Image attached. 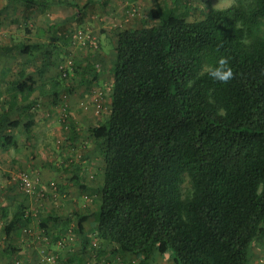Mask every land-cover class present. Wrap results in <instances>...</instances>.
I'll return each mask as SVG.
<instances>
[{
  "label": "trees",
  "instance_id": "trees-1",
  "mask_svg": "<svg viewBox=\"0 0 264 264\" xmlns=\"http://www.w3.org/2000/svg\"><path fill=\"white\" fill-rule=\"evenodd\" d=\"M17 2L28 14L52 4L77 6L73 0ZM187 15L155 0L154 24L117 31L110 113L89 129L103 161L101 198L89 215L50 216L41 228L48 231L50 220L76 221L85 236L92 217L104 247L142 257L140 264L153 256L172 264H255L253 247L264 235V0H235L194 21ZM74 31L60 42L50 32L53 45L64 48L50 47L45 67L54 54L57 69L63 57H75ZM83 66L77 72L73 63L64 78H52L55 103L72 91L66 80L74 71L80 85L97 81L99 65ZM13 90L16 100L36 89L25 81ZM34 123L28 117L11 126L30 132ZM17 207L12 220L9 208L1 210L3 238L27 225L23 204Z\"/></svg>",
  "mask_w": 264,
  "mask_h": 264
},
{
  "label": "rangeland",
  "instance_id": "rangeland-1",
  "mask_svg": "<svg viewBox=\"0 0 264 264\" xmlns=\"http://www.w3.org/2000/svg\"><path fill=\"white\" fill-rule=\"evenodd\" d=\"M73 1L82 2V0ZM164 1L168 8H176L179 14L187 12L188 20L194 21L204 17L210 8H226L233 4L235 0ZM109 4L113 11L107 13V21L110 19L116 29L155 23L149 19V13L155 7V0H132L129 2L111 0ZM133 9L136 11L132 15ZM15 11L14 14L11 12V16L14 19L16 16L22 18L17 23H13L15 27L22 28L21 30L24 33L26 30L31 31V25L37 27L38 15L29 19L26 17L24 10L15 8ZM72 11L75 14L80 10L73 8ZM98 12L97 10L86 13L84 18L87 16L88 23L74 26L71 31L76 28L91 29L97 37L99 46L101 47L102 43L108 54L110 51L113 53L116 40H112V38L109 40L100 39L99 31L102 26L99 25L101 21L98 19ZM7 13L6 11H0V16L4 17ZM23 32L21 33L23 34ZM17 39L16 43L25 42L21 39V36ZM48 41L47 46L40 47L35 51V59L33 58L35 68L42 61L43 56L41 54L46 53L53 46V41L51 39H48ZM98 51H100V48H98ZM74 52L75 57L73 59L76 71L77 67L78 71H82L83 63L86 60L84 57H89L88 63L91 64L93 55L97 53L87 48L74 49ZM58 55L51 56L52 69L49 70L48 75H43V80L51 79L50 77L57 78L58 76L64 78L57 69ZM63 59L66 58L63 57ZM100 71V84L97 80L92 84L79 85L80 79L77 77V72L74 71L73 75L66 80L67 83L71 82L72 86L74 85L72 91L70 93L63 91L57 103L48 97L29 104V109L38 110L37 114L39 113L36 117L38 123L35 126L36 130L31 129L36 133H25L23 126L13 129L10 127L4 128L5 124L8 126L7 123L10 124L13 121L6 117V107L8 106L3 102L4 98L1 96L0 248L8 250L9 242H11L12 248L17 249V251L13 253V259H10V261L0 257V264H43V257L46 254L53 256L55 259L53 264H140L143 261L142 257L132 254H114L112 250L104 247L94 231L91 216L85 224V236H80L77 233L76 221H72L65 226L62 223L57 224L54 223V220H50L48 221V231L41 228L42 222L50 216L66 219L75 211L81 215H89L95 211L101 198L100 186L103 177V161L100 147L91 137L89 129L109 116L113 76L112 73ZM91 76L89 71L85 74V77ZM65 113L67 117L64 118ZM14 118L18 120L16 116ZM67 121L69 122L68 126ZM72 122L79 133V138L73 137L70 132V123ZM9 138L15 142L9 141ZM47 168L49 169L47 170ZM23 172L29 173L38 182V187L43 188L46 193L43 202L40 203L34 196L27 195L19 189L17 177ZM75 175H79L82 182L90 187L89 190L83 191L80 188ZM20 203L24 206L27 225L22 232L17 233L14 237L10 239L3 238L5 236L2 230L4 225L1 208L9 207V219L12 220ZM35 232L39 233V237L35 236ZM85 238L89 239V242L84 252ZM101 249L103 252H99ZM253 250L255 264H264V235L257 239ZM152 258L154 260L149 264H172L171 260L166 257L153 256Z\"/></svg>",
  "mask_w": 264,
  "mask_h": 264
},
{
  "label": "crops",
  "instance_id": "crops-1",
  "mask_svg": "<svg viewBox=\"0 0 264 264\" xmlns=\"http://www.w3.org/2000/svg\"><path fill=\"white\" fill-rule=\"evenodd\" d=\"M121 1L129 2L132 0ZM110 2L111 0H82V2L80 3L75 2L77 5L75 7L65 4H52L46 11L37 10L33 14H28L25 6L18 3L17 0H0V11L8 12L6 16H0V39L2 40L0 42V98L2 96V98H4L3 102H5V104L8 106L6 107V117H8L11 121H17L14 118L15 116L18 120L28 119V117H30L31 119L33 118V120L35 119V123L32 128L36 130L35 126L38 125V123L36 122V117L39 113L37 114L38 110L34 111L29 109V104L35 103L41 98L43 100L48 97L52 98V96L50 95V91L53 87V77H50L51 79L43 80V75H48L49 70L52 69V66H44L43 62L46 60V53H44L41 54V56L43 57L40 65L35 68L33 60L36 54L35 51L38 48L45 46L46 41L50 39L51 31L54 32V37L60 42L64 37H67L68 33L74 26L84 25L85 22L88 23L86 18L87 16L84 18L86 13L88 14L91 11L97 10L99 11L98 19L101 21V24L99 25L102 26L101 30L99 31L100 39L109 40L112 38V40H116L115 36L119 29H116L115 26H113L114 23H112L110 19L107 21V13H112L113 11L111 5L109 4ZM15 8L24 10L26 13V17L29 19H32L35 15H38L39 19L38 21L36 20L37 27L31 25V31L26 30L25 33L21 30L22 28L19 29L18 27H15L13 23H17L18 20H22L21 17L16 16V18L14 19L11 16V12L13 14L16 12ZM73 8H76L78 11L80 10V13L75 12L74 14L72 11ZM101 16L103 17L100 18ZM24 19L26 20V18ZM97 23L99 22L97 21ZM21 32H23V34ZM19 36H21V39L25 42L16 43L18 40L17 37ZM2 37L4 38V41ZM59 42L53 45V48L57 49V51L62 52L61 47H63V45ZM27 46H30L32 48H28L27 51L24 52V47ZM114 56V49L113 53L110 51L108 54L106 48L101 43L100 51L93 55V59L91 62L99 65L100 70H103V72L111 74V64L114 60ZM84 58L86 60L84 61L83 65H88L89 57ZM84 69L85 67L83 66L82 72L85 71ZM97 80H99L100 84V79L98 78ZM25 81L33 86L36 90L29 97L24 98L21 94H19L18 98L14 100V95H17V93L13 90V84H21ZM13 102H15V104ZM7 125L8 126H6L5 124L4 128L10 127L13 129L11 123H7ZM21 126H23V129H25V133H27V130L23 124H20L18 127ZM28 133L31 134L36 132L30 130V132L28 131ZM11 141L15 142L13 139H11ZM29 168H31V166H29ZM48 169L49 168H47V170ZM5 208L9 207L6 206ZM8 248V250L0 248V257L1 259L6 258V260L10 261V259H13L12 255L13 253H15V251H17V249L12 248L11 242H9Z\"/></svg>",
  "mask_w": 264,
  "mask_h": 264
},
{
  "label": "built area",
  "instance_id": "built-area-1",
  "mask_svg": "<svg viewBox=\"0 0 264 264\" xmlns=\"http://www.w3.org/2000/svg\"><path fill=\"white\" fill-rule=\"evenodd\" d=\"M135 9L132 10V15L135 14ZM73 50L79 48H87L89 50H98L99 43L96 35H94L91 29H76L73 34ZM74 59H65L59 66V72L62 73L63 76H66V69L69 68L72 70ZM67 117V114H64V118ZM17 183L20 190H22L25 194L34 196L37 201L40 203L44 201L46 198V193L43 188L38 187L37 181L33 179V177L27 173L23 172L17 177ZM36 237H39V233H34ZM55 259L53 256L46 254L43 257V264H53Z\"/></svg>",
  "mask_w": 264,
  "mask_h": 264
}]
</instances>
